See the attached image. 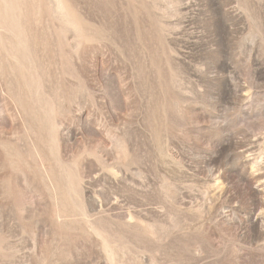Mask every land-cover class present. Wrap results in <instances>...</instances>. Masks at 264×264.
Returning <instances> with one entry per match:
<instances>
[{"label": "rangeland", "instance_id": "374dc122", "mask_svg": "<svg viewBox=\"0 0 264 264\" xmlns=\"http://www.w3.org/2000/svg\"><path fill=\"white\" fill-rule=\"evenodd\" d=\"M0 264H264V0H0Z\"/></svg>", "mask_w": 264, "mask_h": 264}, {"label": "bare ground", "instance_id": "6f19581e", "mask_svg": "<svg viewBox=\"0 0 264 264\" xmlns=\"http://www.w3.org/2000/svg\"><path fill=\"white\" fill-rule=\"evenodd\" d=\"M60 6V5H59Z\"/></svg>", "mask_w": 264, "mask_h": 264}]
</instances>
